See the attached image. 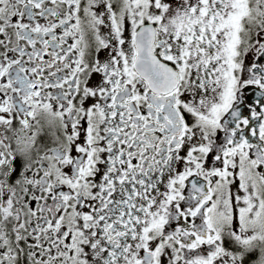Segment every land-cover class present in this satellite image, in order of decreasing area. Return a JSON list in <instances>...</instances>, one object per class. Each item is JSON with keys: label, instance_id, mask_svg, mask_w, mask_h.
Instances as JSON below:
<instances>
[{"label": "snow or ice", "instance_id": "1", "mask_svg": "<svg viewBox=\"0 0 264 264\" xmlns=\"http://www.w3.org/2000/svg\"><path fill=\"white\" fill-rule=\"evenodd\" d=\"M0 264H264V0H0Z\"/></svg>", "mask_w": 264, "mask_h": 264}]
</instances>
